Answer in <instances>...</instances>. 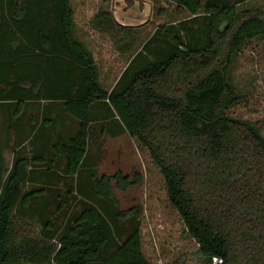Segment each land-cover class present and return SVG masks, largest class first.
Returning a JSON list of instances; mask_svg holds the SVG:
<instances>
[{"label": "trees", "instance_id": "obj_1", "mask_svg": "<svg viewBox=\"0 0 264 264\" xmlns=\"http://www.w3.org/2000/svg\"><path fill=\"white\" fill-rule=\"evenodd\" d=\"M167 1L176 5L177 22L159 27L107 91L92 53L76 37L71 0H0V105L40 101L42 94L64 102L77 128L68 144L53 148V157L62 158L65 175L74 178L87 157L92 108L107 103L159 167L169 202L209 264L212 259L264 264V137L255 124L229 115L241 102L231 75L234 57L253 40H264V4ZM153 43L163 48L147 61L144 55ZM31 57L34 72L28 77L35 83L26 88L20 84L27 80L24 66ZM140 59L145 65L137 68ZM52 76L61 84L38 87ZM48 158L32 161L52 163ZM32 161L16 156L3 183L0 173V264H150L135 226L138 207L115 215L116 230L129 225V234L107 256L114 229L92 208L78 214L58 250L20 235L13 213L18 205L30 207L39 195V190H22ZM141 183V176L131 180L119 172L96 179L94 191L99 199L114 202V185L126 192Z\"/></svg>", "mask_w": 264, "mask_h": 264}, {"label": "rangeland", "instance_id": "obj_2", "mask_svg": "<svg viewBox=\"0 0 264 264\" xmlns=\"http://www.w3.org/2000/svg\"><path fill=\"white\" fill-rule=\"evenodd\" d=\"M259 2V5L264 4V0ZM71 3L75 12L76 37L92 53L99 68L100 84L107 91L114 88L134 57L150 44L156 30L178 19L176 5L167 0H71ZM107 19L109 22L105 21ZM45 21L47 29L52 28L49 15ZM149 48L151 52L147 51L144 56L147 61H153L163 45L153 43ZM144 65L145 61L140 59L135 67ZM231 75L241 102L229 115L255 124L264 137V40L255 39L241 49L234 57ZM31 105L32 108L35 106L32 111L42 127L44 120L55 122L54 116L62 118L64 115L63 104ZM15 111V104L0 105L2 183L6 181L16 156L32 161L35 157L48 155V159L53 160L45 164L32 161L27 167L22 190L24 193L39 190V195L30 207L23 209L18 205L13 213L20 235L38 239L44 246L58 250L62 237L76 225L78 214L85 208H92L100 212L114 229L106 248L107 256L129 234V225H119L116 230L115 215L138 207L140 213L135 226L141 234L143 254L150 264H209L169 202L159 167L147 149L129 136L107 103L97 102L92 108L94 123L87 157L82 171L74 178L65 175L63 159L53 157V148L59 143L68 144L73 135L61 134L58 128H50L54 135L49 136V142L42 141L40 134L14 135L10 125ZM16 119L15 124H24L23 120ZM119 172L131 180L141 176L142 183L126 192L114 185V202L99 199L95 195L94 181ZM61 202L63 208H60ZM46 224L51 229H46ZM51 236L55 240L51 241Z\"/></svg>", "mask_w": 264, "mask_h": 264}, {"label": "crops", "instance_id": "obj_3", "mask_svg": "<svg viewBox=\"0 0 264 264\" xmlns=\"http://www.w3.org/2000/svg\"><path fill=\"white\" fill-rule=\"evenodd\" d=\"M34 58H27L26 60V66H24L27 70L26 76H27V80L26 82H22L20 85L22 87H26V88H30L32 86V84H34L33 82H31V77L29 78L28 76L33 74L34 72ZM43 69H46L45 66V62L43 63ZM60 67V66H59ZM25 70V69H24ZM65 70V68H64ZM51 82H37L38 87L42 86L45 84V87H55L61 84V82H57L55 77H51L50 79ZM14 83V82H13ZM65 83L63 82V85ZM37 100H33V99H27L21 102L20 105H16V111L14 113H16L13 118L14 121L12 122V124L10 125V129L12 130L14 135L17 136H22L24 133L26 134H40L41 140L44 141L43 139L46 140V142H49L51 139L49 138V136L54 135V132L52 130H50V128H54V129H60L61 130V134H70L73 135L75 134L76 128H77V121L72 119L71 117H69L67 115V113L65 112V107H64V102L62 101H53L51 99H47L46 97H44V94H42V97L40 99V101ZM58 103V104H63V109H64V115L61 118L60 116H54V121L52 120H44V124L43 127L41 126V123H37V118L34 117L35 112L32 111V109L35 108V106H33L31 103H37V104H41V103ZM14 104V103H13ZM23 110V111H20ZM20 111V112H19ZM25 111H27V114H25ZM24 114V116H23ZM25 118V120L22 119ZM16 117H18L16 119ZM15 119L16 121H24V124L22 126L15 124ZM51 122H53L54 124H52ZM41 126V127H40ZM49 129V130H48ZM18 150V149H17ZM63 169H65V166L63 167ZM40 176V174H38Z\"/></svg>", "mask_w": 264, "mask_h": 264}, {"label": "built area", "instance_id": "obj_4", "mask_svg": "<svg viewBox=\"0 0 264 264\" xmlns=\"http://www.w3.org/2000/svg\"><path fill=\"white\" fill-rule=\"evenodd\" d=\"M222 261L218 260V259H212V263L211 264H221Z\"/></svg>", "mask_w": 264, "mask_h": 264}]
</instances>
